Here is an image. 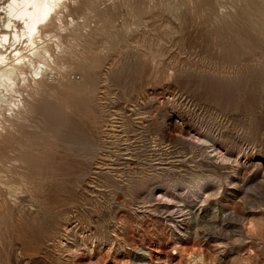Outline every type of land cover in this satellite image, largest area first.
I'll list each match as a JSON object with an SVG mask.
<instances>
[{
  "label": "rangeland",
  "instance_id": "obj_1",
  "mask_svg": "<svg viewBox=\"0 0 264 264\" xmlns=\"http://www.w3.org/2000/svg\"><path fill=\"white\" fill-rule=\"evenodd\" d=\"M83 1H55L68 52L29 64L26 135L0 130V264H264V0ZM161 191L187 214L155 211Z\"/></svg>",
  "mask_w": 264,
  "mask_h": 264
},
{
  "label": "bare ground",
  "instance_id": "obj_2",
  "mask_svg": "<svg viewBox=\"0 0 264 264\" xmlns=\"http://www.w3.org/2000/svg\"><path fill=\"white\" fill-rule=\"evenodd\" d=\"M55 1L56 0H9V3L6 6V11H7L6 13L8 14L6 28H9V33H5L4 34L5 36H3L4 39L2 38L3 41L0 42L2 45L1 46L2 49H0V130H3V129L12 130V128L15 127V128H17V131L19 130V134L21 133V134H23V136L26 135L24 132V127H23L24 121L20 122V120H19V122H18L15 119V117L17 119L18 118H22V119L24 118V120H25V116L30 111L29 110L30 107L32 108L34 106L33 105L34 101L32 100V102H31L29 99L27 100L28 93L26 96H24L23 95V93H24L23 89H24V91L27 90V92H29L30 96L32 97L36 93H39V92L42 93L43 89L45 88V87L42 88V86H43L42 84H41L42 86L40 84H38V83H40V81H37L36 80L37 78L35 80L38 82L37 83L38 85L34 83L35 86L33 84H32L33 85L32 87L30 86V82H28L29 78L26 75L27 69L29 68L28 67L29 64L32 63L33 64V67L31 66L32 69H34L35 71H37V69H38L39 71H41L40 75H43L45 73L46 69L48 67L52 66V63L56 64L57 60L61 59L63 56H66V54L68 52L67 45L65 46L63 44V40H64L63 37L64 36L59 34V31H58V23H57L58 21L57 20H59L61 18L57 17V15L60 13L58 12L57 9H55L56 8ZM59 2L61 3V1H59ZM83 2H85V1H83ZM86 2L88 3V1H86ZM63 3H64V1H63ZM90 3H91V1H90ZM57 4H58V2H57ZM83 5H85V4H83ZM54 6H55V8H54ZM64 6H66V4ZM79 6H80V4H79ZM73 9H74L73 6L71 8L69 6V10L73 11ZM106 18H107V16H106ZM76 31H77L76 29L70 30L73 37L77 33ZM47 33H55V37L57 38V39L55 38L57 41L54 42L55 46H56L55 49L53 48L51 43L49 44V43L45 42L44 36ZM5 38H7V39H5ZM4 41H6V42H4ZM6 44L8 45L7 47H6ZM15 45H17V46H15ZM9 46H15L13 49V50H15V52H12V50L7 51L9 49ZM3 47H5L4 52H3ZM58 48H59V50L57 51ZM95 57H94V59H95ZM35 62L39 63L38 68L36 67ZM96 62H97V57L95 60L92 61V65L93 64L96 65L95 64ZM83 68H84V66H83ZM90 68H91V65H90ZM87 69H89V68L87 67ZM84 70H86V69H84ZM36 74H37V72H36ZM85 77H86V75H85ZM5 80H7V82ZM35 80L33 77L31 81L35 82ZM42 80H44V79H42ZM85 80H86V78H85ZM42 82H44V81H42ZM83 83H85V82H83ZM44 84H45V82H44ZM80 85H77L76 82H71L70 80H68V81L66 80L65 83L61 84V87L59 90H57L58 89V87H57L55 96L58 97V95H60V97H61L60 100H62L64 103H70V102L75 100V97L77 95H79V92L84 87L83 85L82 86H80ZM42 94H44V91ZM32 99H33V97H32ZM7 110L9 111L8 112L9 114L6 113ZM64 111H65V106H63V105L59 106V108L56 110V114L59 115L60 119L56 122L55 126L62 127L66 123V119L64 117ZM13 115H15L13 117L14 119L12 118ZM200 121H201L200 119L196 120V123H198V126L200 128H205L202 124V121L201 122ZM211 128H213V127H210L209 129H211ZM124 132H126V131H124ZM11 133L12 132H10L9 135ZM179 134H180L179 141L190 144L191 146H193V148H198L201 150L211 148V150L207 153V156H206L207 158H209L213 161L218 160L219 163L229 161V159L225 155L226 153L221 151V149L219 147H217L213 142H211V140L203 139L202 137L197 136L194 133H189V134L184 135L183 132L182 133L180 132ZM124 141H127V139ZM2 149H4V148L2 147ZM3 152H4V150H3ZM111 153L112 152H108L104 156L106 158L110 157ZM89 155H91L90 159H92V160L94 158H98L96 153L92 152ZM1 158H3V157H1ZM3 161H5V160H3ZM0 162H2V161H0ZM2 165H4V164H2ZM0 166H1V164H0ZM0 180H1V178H0ZM205 184H206L205 182L202 184H199L197 187L198 190L195 191L196 192L195 197L199 198L201 203H203V202L205 203L206 201L209 200V197L211 195L213 196V194H211L210 192L205 194L204 193L205 190L201 189V187H203V186L205 187ZM179 195H180V193H179ZM167 196H169V195L165 194L163 191L158 193V195L156 196V199H155L158 202L157 208L154 209L155 211L160 212L162 215H168L171 217H177L179 215L184 216L185 214H187V213H185L184 208L181 206V204H179V205L174 204L173 206H169L168 201H171L170 199L173 196L170 199H166ZM179 202H181V200L176 202V203H179ZM159 207H162V209ZM191 253H194V252L191 251Z\"/></svg>",
  "mask_w": 264,
  "mask_h": 264
}]
</instances>
